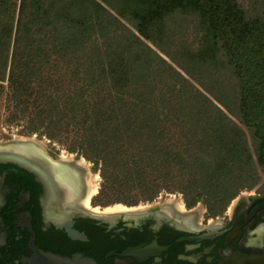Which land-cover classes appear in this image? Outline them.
I'll use <instances>...</instances> for the list:
<instances>
[{
    "label": "trees",
    "instance_id": "16d2710c",
    "mask_svg": "<svg viewBox=\"0 0 264 264\" xmlns=\"http://www.w3.org/2000/svg\"><path fill=\"white\" fill-rule=\"evenodd\" d=\"M2 83L26 133L75 128L95 202L163 189L213 217L255 188L264 203V0H0Z\"/></svg>",
    "mask_w": 264,
    "mask_h": 264
},
{
    "label": "flooded vegetation",
    "instance_id": "af4514ba",
    "mask_svg": "<svg viewBox=\"0 0 264 264\" xmlns=\"http://www.w3.org/2000/svg\"><path fill=\"white\" fill-rule=\"evenodd\" d=\"M43 152L34 171L0 164V264H31L33 247L93 264H264L258 195L213 217L161 197L113 210L86 204L92 175L81 159Z\"/></svg>",
    "mask_w": 264,
    "mask_h": 264
},
{
    "label": "rangeland",
    "instance_id": "374dc122",
    "mask_svg": "<svg viewBox=\"0 0 264 264\" xmlns=\"http://www.w3.org/2000/svg\"><path fill=\"white\" fill-rule=\"evenodd\" d=\"M246 1V0H245ZM184 36L187 37L188 40L191 39V29L189 26L186 27L184 25ZM97 42H100L98 39ZM161 55V54H160ZM161 57H164L161 55ZM165 58V57H164ZM53 63V64H52ZM47 71V72H46ZM44 79L50 80V82H59V87L61 88V91L64 88L65 82H68L69 80V74L67 71L66 66L62 62H54L53 59H51L49 65L47 66V69L43 72ZM196 85V84H194ZM0 142L10 141V140H23V141H31L33 144L38 146L39 148L43 149V151L48 152L52 155H63L65 157L72 156L74 159H81L84 163V165L90 169L91 171V184L96 186V193L91 196V200H95L98 197V193L100 191V187H102V180L99 176L98 169L99 165L94 168L92 161L85 159L82 155L71 153L68 151L69 143L75 139L76 130L69 129V132H62L54 139H47L46 137L39 135L38 133H26L25 131V125H26V118L25 116L19 117L15 120L10 121L9 116L12 112L11 103L8 101L7 98V87L6 83H2L0 85ZM197 86V85H196ZM202 93H205L202 91ZM206 94V93H205ZM207 95V94H206ZM258 193L254 189L250 190H241L235 198H233L229 204L227 205L226 209L228 207H231L235 204L238 200H247L249 196H257ZM161 197L162 199H165L168 202H177L179 204H183L181 195L176 191H165L161 189L158 194L154 197L155 200L157 198ZM106 199H102L101 201L104 202ZM144 201H137L134 205H141ZM102 204V203H101ZM103 207H112V206H121L126 205L121 202H110V203H104L102 204ZM195 208L200 209L203 207L202 202H198L194 205ZM225 209V210H226ZM224 210V211H225Z\"/></svg>",
    "mask_w": 264,
    "mask_h": 264
},
{
    "label": "water",
    "instance_id": "95a60500",
    "mask_svg": "<svg viewBox=\"0 0 264 264\" xmlns=\"http://www.w3.org/2000/svg\"><path fill=\"white\" fill-rule=\"evenodd\" d=\"M45 160L46 156L43 150L31 142L23 140L0 142V164L14 163L34 171ZM32 249L33 261L31 264H93L81 255L65 257L44 253L34 247Z\"/></svg>",
    "mask_w": 264,
    "mask_h": 264
},
{
    "label": "bare ground",
    "instance_id": "6f19581e",
    "mask_svg": "<svg viewBox=\"0 0 264 264\" xmlns=\"http://www.w3.org/2000/svg\"><path fill=\"white\" fill-rule=\"evenodd\" d=\"M96 189L97 188L95 185H93V184L89 185V189H88L87 196H86V204L88 202V199L96 193ZM118 208H119V206H115V208L113 210L118 209Z\"/></svg>",
    "mask_w": 264,
    "mask_h": 264
}]
</instances>
